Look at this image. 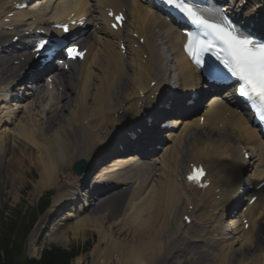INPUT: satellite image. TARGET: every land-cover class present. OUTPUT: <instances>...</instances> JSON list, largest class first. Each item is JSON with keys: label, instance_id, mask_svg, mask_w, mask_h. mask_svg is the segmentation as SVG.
I'll return each mask as SVG.
<instances>
[{"label": "bare ground", "instance_id": "obj_1", "mask_svg": "<svg viewBox=\"0 0 264 264\" xmlns=\"http://www.w3.org/2000/svg\"><path fill=\"white\" fill-rule=\"evenodd\" d=\"M56 2L61 7L58 8L60 14L57 18H49L47 11ZM104 5L124 9L126 20L121 30L113 31L107 26L102 11ZM39 6L42 11L38 8V19L28 23H36L41 28L43 22L66 18L72 13L78 16L83 7H87V1L52 0ZM226 8L230 7L227 5ZM231 8L235 10L236 5ZM263 8L256 4L246 15L259 21ZM89 10H92L89 24L95 26L97 23L98 27L82 41V47L87 48L83 61L75 63L67 73L59 74L61 78L55 83L56 95L42 94L37 99L30 96L32 101L28 105L24 104L25 100L14 106L0 103V128H3L0 162L3 164L5 158L3 142L8 133L39 153L46 185L53 183L60 168L77 159L86 160L89 168L95 167L96 158L114 152L115 147L108 148L113 139L144 122L141 110L148 115L159 103L170 99L165 92L168 84L165 68L174 79V94L179 96L195 91L199 79L198 72L180 51L182 36L178 30L146 5L137 0H99V5ZM11 12L15 18L4 23V18ZM24 17L21 11L12 10L7 0H0V42L4 41L7 32L3 31V26L11 25L14 29L10 32H14L19 25L16 20ZM258 24V27H264L261 22ZM134 35L143 41L138 43ZM118 42L126 46L125 56L119 53ZM166 50L171 55L173 68L167 66ZM20 65L21 62L11 68L2 65V68L7 73H14ZM1 79L7 78L1 75ZM61 87L62 91H59ZM170 105L177 107L178 100H173ZM179 108L176 110L179 115L190 110ZM202 116V123L199 117H192L182 126L174 124L164 134L161 141L167 136L171 141L165 148L163 145L164 150L155 159L153 171L148 169L149 166L138 167L133 174L124 171L132 160L139 159L135 152L119 157L116 165L109 169V163L96 173L95 177H102L117 167L114 177L118 189L126 184L125 189L116 191L118 189L103 185L96 191L91 188L81 193L83 184L74 180L73 185L54 197V211L69 205L61 220L74 221L69 229L73 236L87 231L98 234L93 250L95 263H109L113 257L117 264H264V187L254 191L257 199L252 205L244 206L238 216L228 217L227 222L232 225L229 233L225 237L220 234L225 212L231 214L225 207L234 201V189L245 166L240 146L253 158L251 172L257 183L264 178V142L243 112L232 105H208ZM178 121L181 119L175 117L172 123ZM136 140L132 147L143 148L144 143L158 142L151 133L140 135ZM6 151V156L12 155V162L15 148ZM135 155L137 157L132 158ZM191 163H200L206 169L209 185L204 190L183 182ZM7 166L9 170V165L3 168L0 165V172L3 173ZM141 168L143 176L138 173L142 172ZM79 178L85 179L86 175L81 174ZM98 178L91 179L92 183L96 184ZM88 193L92 194L88 196ZM136 199L140 202L131 208L127 219L119 221L122 209ZM240 202V198L235 201L238 205ZM186 213L191 218L188 225L182 220ZM241 217L247 219L246 229ZM33 236L32 233L29 243L33 242ZM60 237L67 239V232Z\"/></svg>", "mask_w": 264, "mask_h": 264}, {"label": "rangeland", "instance_id": "obj_2", "mask_svg": "<svg viewBox=\"0 0 264 264\" xmlns=\"http://www.w3.org/2000/svg\"><path fill=\"white\" fill-rule=\"evenodd\" d=\"M48 17L51 18V16ZM28 104L29 102L26 103V105ZM0 129L2 130L3 128ZM1 132L3 131H0V135L2 136ZM4 136L6 137L5 134ZM5 141L6 142H3V150H5V153L7 152L6 149L10 147L15 148L16 153L14 151L15 159L13 158L12 162H10L12 155L6 156L5 153L3 154L5 157L4 160H2L3 164L0 162L2 168L6 164L10 167L9 170L7 166V169L5 167L3 173L0 172V224L3 221H13L18 217H25L26 211L35 205L45 192L49 191L51 195L49 207L38 217L28 234L26 253L29 256L38 257L44 247L51 245L66 246L68 249L83 247L80 253L73 259L72 264H117L113 257L109 263H95L93 250L98 242V234L94 231H87L83 235L73 236V233L69 231V229L73 226L74 221L67 219H64V221L61 220V217H64L68 210L65 208H58L57 211L53 210V200L57 193L68 185L71 186L74 184L75 178L70 171L69 165H66L65 168H60L57 178L48 186L42 177L39 153L21 139H16L10 134L9 137H6ZM2 152L3 151L0 152V159ZM72 156H76L75 152H73ZM135 157L137 156H132V158ZM16 161L19 164H17ZM138 167L140 166L136 164L131 165L127 168V171L134 172ZM141 169L142 172L138 173L143 176V168ZM150 175L152 177V173ZM148 183L147 187L149 186ZM45 185L48 187H44ZM139 202L140 199H136L125 206L121 211L119 221H125L130 214L131 208L136 206ZM57 206L60 207V204ZM16 209H20L19 214L14 213ZM65 231L67 232V239L64 240L60 235ZM32 233L34 234L33 242L29 243L28 238ZM62 243L66 245H62Z\"/></svg>", "mask_w": 264, "mask_h": 264}, {"label": "snow or ice", "instance_id": "obj_3", "mask_svg": "<svg viewBox=\"0 0 264 264\" xmlns=\"http://www.w3.org/2000/svg\"><path fill=\"white\" fill-rule=\"evenodd\" d=\"M162 2L184 13L193 24L204 29L205 35L212 38L211 42L206 44L200 41L194 33L186 34L188 43L185 45V50L196 63L201 62L200 58L204 53L211 52L216 55V58L223 63L231 75L242 82L239 89L240 95L246 97L253 104L258 103L264 110V43H258L249 36L241 34L230 23H215L206 20L185 0H162ZM115 19L120 21L122 18L117 16ZM64 30L68 31L67 26L64 27ZM212 42L219 43L223 55L214 52L211 46ZM46 43V41H41L34 51L39 53L41 49L45 48ZM67 53L73 59L83 58L84 55L76 47L67 48ZM202 176L203 169L193 165L188 179L199 183Z\"/></svg>", "mask_w": 264, "mask_h": 264}, {"label": "trees", "instance_id": "obj_4", "mask_svg": "<svg viewBox=\"0 0 264 264\" xmlns=\"http://www.w3.org/2000/svg\"><path fill=\"white\" fill-rule=\"evenodd\" d=\"M48 204V197H43L36 206L28 209L26 216L0 224V264H71L79 249L69 251L52 246L44 249L39 259L28 258L25 254L27 233ZM17 209L15 214H19Z\"/></svg>", "mask_w": 264, "mask_h": 264}, {"label": "water", "instance_id": "obj_5", "mask_svg": "<svg viewBox=\"0 0 264 264\" xmlns=\"http://www.w3.org/2000/svg\"><path fill=\"white\" fill-rule=\"evenodd\" d=\"M86 164L84 161H79L73 166V170L75 173H80L81 171L85 170Z\"/></svg>", "mask_w": 264, "mask_h": 264}]
</instances>
